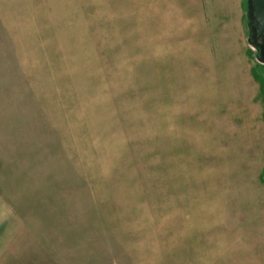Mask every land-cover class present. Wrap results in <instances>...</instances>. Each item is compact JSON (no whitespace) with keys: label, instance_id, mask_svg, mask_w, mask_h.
<instances>
[{"label":"rangeland","instance_id":"374dc122","mask_svg":"<svg viewBox=\"0 0 264 264\" xmlns=\"http://www.w3.org/2000/svg\"><path fill=\"white\" fill-rule=\"evenodd\" d=\"M97 1L0 0V264H264V65L256 110L172 130Z\"/></svg>","mask_w":264,"mask_h":264},{"label":"crops","instance_id":"0c3cea01","mask_svg":"<svg viewBox=\"0 0 264 264\" xmlns=\"http://www.w3.org/2000/svg\"><path fill=\"white\" fill-rule=\"evenodd\" d=\"M107 1L105 13L104 0L97 1L107 26H97L96 42L111 45L114 91L129 92V82H138L146 110L155 107L169 116L162 123L175 131L197 129L208 138L216 120L209 111L257 109L246 0Z\"/></svg>","mask_w":264,"mask_h":264},{"label":"water","instance_id":"95a60500","mask_svg":"<svg viewBox=\"0 0 264 264\" xmlns=\"http://www.w3.org/2000/svg\"><path fill=\"white\" fill-rule=\"evenodd\" d=\"M248 45L255 50L258 62L264 65V0H246Z\"/></svg>","mask_w":264,"mask_h":264}]
</instances>
